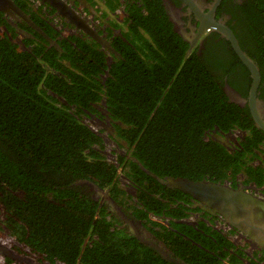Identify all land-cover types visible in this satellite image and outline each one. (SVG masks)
I'll list each match as a JSON object with an SVG mask.
<instances>
[{
  "label": "trees",
  "instance_id": "obj_1",
  "mask_svg": "<svg viewBox=\"0 0 264 264\" xmlns=\"http://www.w3.org/2000/svg\"><path fill=\"white\" fill-rule=\"evenodd\" d=\"M15 3L35 15L27 1ZM259 5L264 10V0ZM106 6L113 11L115 4ZM155 7L148 9L161 14ZM1 16L10 35L0 34V215L15 228L21 250L44 264H177L125 230L111 231L105 206L81 182L109 188L122 201L120 169L135 187L129 207L137 218L148 222L150 211L172 215L162 201L167 188L142 168L158 177L198 179L230 158L204 139L205 131L215 124L223 131L251 128L248 117L227 102L213 70L194 55L184 57L187 45L167 17H128L129 43L115 45L122 58L103 80L95 41L68 36L57 41L60 51L37 31L38 39H24L22 49ZM33 19L44 34H59L44 17ZM102 99L115 128L109 136L126 152L116 155V165L101 152L102 137L83 122ZM157 237L188 264L220 262L202 241L191 245L166 228ZM222 244L231 246L226 239Z\"/></svg>",
  "mask_w": 264,
  "mask_h": 264
},
{
  "label": "flooded vegetation",
  "instance_id": "obj_2",
  "mask_svg": "<svg viewBox=\"0 0 264 264\" xmlns=\"http://www.w3.org/2000/svg\"><path fill=\"white\" fill-rule=\"evenodd\" d=\"M25 1L30 6L29 11L33 10V17L28 9H22L15 0L13 2L17 9L10 6L0 9L1 17L13 29V41L23 49L24 39H38L35 36L37 31L46 37L49 43L47 47L55 46L60 51L57 41L68 36L95 41L102 53L99 66H105L101 74L103 80L108 76L107 70L122 58L115 45H120V41L129 43L124 35L130 23L128 17H167L171 30L187 45L184 57L194 55L195 62H202L214 71L211 73L222 86L227 102L236 105L248 117L252 123L251 128L238 127L223 131L215 124L213 129L206 130L204 139L219 144L230 158L225 165L220 164L210 170L204 165L203 170H207L198 179L179 175L158 177L140 165L147 174L167 188L162 201L169 202L167 209L172 215H156L150 211L149 221L146 222L137 218L124 200L115 199L110 189L105 188L129 220L135 224L141 222V226L136 224L139 234H136L135 225L124 221L102 193L87 182L81 184L88 185L93 198L105 206L107 219L108 215L115 217L120 228H124L129 235L135 236L157 254L164 256L161 251L167 252L177 264L188 263L182 258H174L157 237L158 233L164 232V228L176 232L191 245L202 247L201 241L207 244L209 248L206 250L218 255V264H264V130L256 123L249 106L251 73L223 31L214 27V23L228 27L240 50L257 66L260 80L256 91V106L264 120V50L260 51L258 44V39L264 42V10L259 0H111L115 4L113 11L107 8V0H64L72 9L73 16L68 12L60 15L55 5L43 0ZM155 5L161 7V10L158 9L161 14L154 10ZM103 6L109 12L98 13ZM149 7L154 9L150 10ZM36 16L44 17L59 34L54 39L44 34L33 19ZM4 31L10 35V31L2 25L0 34ZM93 107L98 112L86 111L90 117H84L83 122L102 137L104 147L101 152L116 165L113 156L124 155V152L109 136L114 134L115 128L105 109L104 99L93 104ZM117 179L125 191L124 196H131L132 204H135L136 190L130 180L124 174L117 175ZM176 180H189L199 185L195 190L188 189L185 185H174L172 182ZM171 221L179 226L174 228ZM110 230L113 231V228ZM17 239L18 236L6 227L0 215V264H44L24 254ZM225 239L231 246L225 247L222 244Z\"/></svg>",
  "mask_w": 264,
  "mask_h": 264
},
{
  "label": "water",
  "instance_id": "obj_3",
  "mask_svg": "<svg viewBox=\"0 0 264 264\" xmlns=\"http://www.w3.org/2000/svg\"><path fill=\"white\" fill-rule=\"evenodd\" d=\"M45 2H48L49 4L51 5H55L56 8H57V11L59 12V14H63V13H70L71 16L74 15L72 9L69 7V5H67L65 3L64 0H43ZM42 1V2H43ZM13 7L15 9L16 8V5L15 3L13 2V0H0V9L2 7ZM85 25L88 27V25L85 23ZM214 27H217L219 28L221 31H223V33L225 34V36L230 40L234 50L236 51V53L238 54L239 58L242 60V62L247 66V68L249 69L250 73H251V77H252V85H251V89H250V97H249V106H250V110H251V113L256 121V123L258 125H260L262 127V129L264 130V120L262 119V117L260 116L259 114V111L257 109V106H256V91H257V87H258V84H259V80H260V74H259V71H258V68L257 66L254 64V62L252 60H250L239 48L238 44H237V41L232 33V31L222 25V24H218V23H214ZM88 31V29L86 30ZM156 177V176H155ZM157 178V177H156ZM84 182H87L93 189L99 191L100 193L103 194V197L106 198L108 201H110L112 204H113V208L118 211L119 213V216L124 220V221H127L128 223L130 224H134L135 225V228H136V234L138 233V226H141V222L138 221V223L136 222V224L132 221V220H129V218L124 214L122 213L121 211V207H119L117 205V203L114 202V200L110 197L109 195V191L106 190V189H103V188H99L98 185L94 184L93 182H90V181H84ZM174 185L178 184V185H185L187 186L188 189H194L196 187H198V183H194V182H191L189 180H176V181H173L172 182ZM139 234V233H138ZM148 243V242H147ZM164 256L168 259H172L167 252H164V251H161ZM30 264H33V263H30Z\"/></svg>",
  "mask_w": 264,
  "mask_h": 264
},
{
  "label": "rangeland",
  "instance_id": "obj_4",
  "mask_svg": "<svg viewBox=\"0 0 264 264\" xmlns=\"http://www.w3.org/2000/svg\"><path fill=\"white\" fill-rule=\"evenodd\" d=\"M19 36H20V39H22L21 35H19ZM109 147H110V146H109ZM120 149H121V148H120ZM121 151H123L124 154L126 153L125 150H122V149H121ZM113 159H114V160L116 159V155L113 156ZM122 173H123V172L119 169V170H118V175H121ZM127 194H128V193H127ZM124 202H126V203H127V207L130 208L129 206L132 205L133 198H132L131 196H128V195L125 194V200H124ZM108 218H109L110 221H112V224H113L112 228H113V230H120V229L125 230V229H123V228H120L119 222L117 221V219H116L115 217H111V216L108 215ZM5 225H6V224H5ZM10 229H11V230H14V232H15L14 235L17 236V235H16V230H15V228H10Z\"/></svg>",
  "mask_w": 264,
  "mask_h": 264
},
{
  "label": "crops",
  "instance_id": "obj_5",
  "mask_svg": "<svg viewBox=\"0 0 264 264\" xmlns=\"http://www.w3.org/2000/svg\"><path fill=\"white\" fill-rule=\"evenodd\" d=\"M94 8H96V7H94ZM105 11L109 12L107 10V8L105 6H103L98 13L105 12Z\"/></svg>",
  "mask_w": 264,
  "mask_h": 264
}]
</instances>
